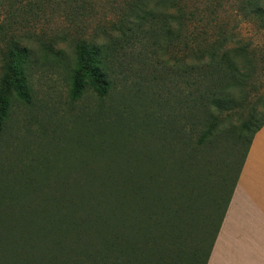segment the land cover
<instances>
[{
  "label": "rangeland",
  "instance_id": "374dc122",
  "mask_svg": "<svg viewBox=\"0 0 264 264\" xmlns=\"http://www.w3.org/2000/svg\"><path fill=\"white\" fill-rule=\"evenodd\" d=\"M178 3L168 25L230 55L217 61L213 79L237 105L227 125L239 127L251 108L259 123V19L244 16L242 0ZM140 6L149 8L148 0H0V81L2 54L15 40L30 48L31 88L30 102L9 97L0 130V227L14 229L28 248L0 243V264H190L197 249L209 251L246 143L226 126L197 147L180 120L149 135L156 109L138 100L174 92V70L158 61L155 45L140 44L155 39L165 18L139 20ZM122 25L134 26L133 44L110 45ZM80 40L109 46L114 89L103 100L92 90L78 101L69 96Z\"/></svg>",
  "mask_w": 264,
  "mask_h": 264
},
{
  "label": "trees",
  "instance_id": "16d2710c",
  "mask_svg": "<svg viewBox=\"0 0 264 264\" xmlns=\"http://www.w3.org/2000/svg\"><path fill=\"white\" fill-rule=\"evenodd\" d=\"M178 1L148 0L149 8L140 6L134 11L137 15L136 18L139 20L147 19V17L156 18L157 15L165 17L162 21L166 23H162L155 39L153 36L141 41L140 44L144 49L155 45L157 47L155 48V56L158 61L163 63L164 66H172L174 70V85L172 87L174 92H168V96L155 93V96H151L149 100L144 97H140L138 100L142 105L147 106L150 104L156 109L151 116L149 135L155 138L160 127L168 126L180 120L189 128L197 147L211 145L218 137L220 130L226 126L233 127L238 132V140L242 141L243 144L246 143L244 157L232 188L225 199L222 217L210 244V249L205 254L202 249H197L189 259L190 264H207L238 175L245 162V157L249 152L255 134L264 126V119L256 123L260 113L257 108H251L250 114L239 127L231 124L227 125L225 116L236 110L237 105L234 104V101L229 100L228 93L225 94V86L219 90L213 79H215L214 66L217 61L219 59L224 60V56L230 55L225 52L221 53L222 49L217 47L216 43L209 45L205 41L206 45L204 46L202 39L199 37L200 33L190 32L185 26L181 28L182 25H179L176 29L172 25H168L166 17L169 18L176 12L179 6ZM242 12L247 18H258L261 22V28L264 29V0H242ZM180 19L181 22L184 20L182 16ZM133 27L125 29L122 25L120 27L121 35L118 37L109 36V44L120 47L125 44H133L131 38H134L135 35L130 37ZM108 47L106 43L99 44L86 40H80L74 45L76 60L70 76L69 92L72 100L82 99L88 90L94 91L102 100L111 95L114 89L113 67L110 63L109 54L104 51ZM28 49L30 48L13 40L2 54L5 71L0 81V130L8 118L9 97L12 94L17 93L26 101H31V88L29 86V74L27 73L30 58ZM46 49H53V47L48 46ZM227 50L224 51L227 52ZM246 59L248 62L252 61V56L250 58L246 57ZM227 86L230 87V84ZM148 140L156 142L152 138ZM3 220L4 218H1L0 223ZM13 231L6 226L5 228L0 227V243L10 242L13 244V252H17L21 247V250L24 251L28 246L24 240L20 241V234L17 236V233L15 234V231ZM13 239H19V241H13ZM204 255L205 259L202 260ZM52 260L55 261L56 259L52 258Z\"/></svg>",
  "mask_w": 264,
  "mask_h": 264
},
{
  "label": "crops",
  "instance_id": "0c3cea01",
  "mask_svg": "<svg viewBox=\"0 0 264 264\" xmlns=\"http://www.w3.org/2000/svg\"><path fill=\"white\" fill-rule=\"evenodd\" d=\"M207 264H264V126L245 157Z\"/></svg>",
  "mask_w": 264,
  "mask_h": 264
}]
</instances>
